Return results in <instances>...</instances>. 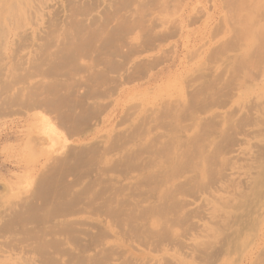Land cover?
Returning a JSON list of instances; mask_svg holds the SVG:
<instances>
[{
    "label": "rangeland",
    "instance_id": "374dc122",
    "mask_svg": "<svg viewBox=\"0 0 264 264\" xmlns=\"http://www.w3.org/2000/svg\"><path fill=\"white\" fill-rule=\"evenodd\" d=\"M0 264H264V0H0Z\"/></svg>",
    "mask_w": 264,
    "mask_h": 264
}]
</instances>
